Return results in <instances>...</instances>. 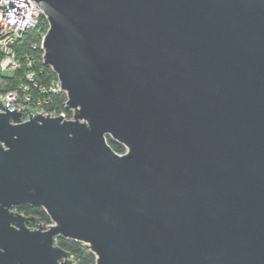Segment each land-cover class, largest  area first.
<instances>
[{"label": "water", "instance_id": "1", "mask_svg": "<svg viewBox=\"0 0 264 264\" xmlns=\"http://www.w3.org/2000/svg\"><path fill=\"white\" fill-rule=\"evenodd\" d=\"M35 1L73 118L0 101V264H264V0Z\"/></svg>", "mask_w": 264, "mask_h": 264}, {"label": "built area", "instance_id": "2", "mask_svg": "<svg viewBox=\"0 0 264 264\" xmlns=\"http://www.w3.org/2000/svg\"><path fill=\"white\" fill-rule=\"evenodd\" d=\"M44 15L42 6L35 0H0V74L8 70H18L22 62L18 57L17 45L25 35L34 30ZM43 43V39H42ZM36 44H34V47ZM41 48L42 44H41ZM28 65L31 67L25 74V80L20 84L19 89L3 90L2 79L0 78V101L8 105L9 110L18 108L23 111V120L30 118V113H42L47 116L63 115V118L71 119L72 115L67 110L59 111L55 106L47 107L44 103L50 102V97L37 96L33 99L29 91L38 88L41 93L64 91L59 79L52 82L48 89L40 87L36 72L33 68L34 55H25ZM30 103H33L32 105ZM5 109L0 108V112ZM73 112V111H72ZM73 257V256H72Z\"/></svg>", "mask_w": 264, "mask_h": 264}, {"label": "trees", "instance_id": "3", "mask_svg": "<svg viewBox=\"0 0 264 264\" xmlns=\"http://www.w3.org/2000/svg\"><path fill=\"white\" fill-rule=\"evenodd\" d=\"M48 27V20L45 15H42L38 26L34 30L29 31L25 37L19 41L17 52L18 57L22 62V67L15 70L13 75L0 74L3 90L19 89L21 82L26 81L25 74L31 69L25 58L26 54L34 55L35 62L32 69L36 72V78L40 87L48 89L52 82L58 79L57 74L53 69L43 61L44 51L41 48V44ZM34 44H36L35 47ZM29 93L32 95L33 99L37 96L50 97V102L44 103L47 107L55 106L59 111L67 110L70 115L73 113L72 110L66 108L67 96L64 91L59 93H41L38 88H32ZM30 104L32 105L33 103ZM108 141L117 152L124 153L126 151V147L122 143L112 139L110 136H108ZM15 209L26 215L38 216L45 225L51 223L49 215L41 206L20 204L16 205ZM28 224L30 226H35V221H30ZM57 243L64 249L68 250L78 264H96L95 253L92 252L84 242L60 236L57 238Z\"/></svg>", "mask_w": 264, "mask_h": 264}, {"label": "rangeland", "instance_id": "4", "mask_svg": "<svg viewBox=\"0 0 264 264\" xmlns=\"http://www.w3.org/2000/svg\"><path fill=\"white\" fill-rule=\"evenodd\" d=\"M14 73V70L5 71V75H13Z\"/></svg>", "mask_w": 264, "mask_h": 264}]
</instances>
